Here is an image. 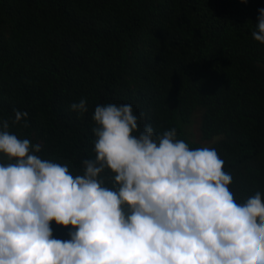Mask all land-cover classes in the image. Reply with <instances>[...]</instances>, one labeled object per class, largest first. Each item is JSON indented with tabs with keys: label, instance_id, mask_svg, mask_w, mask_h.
Here are the masks:
<instances>
[{
	"label": "trees",
	"instance_id": "16d2710c",
	"mask_svg": "<svg viewBox=\"0 0 264 264\" xmlns=\"http://www.w3.org/2000/svg\"><path fill=\"white\" fill-rule=\"evenodd\" d=\"M260 8L264 0H0V121L76 175L95 157V107L131 104L141 130L175 127L191 149L215 148L237 202L264 193ZM81 98L83 116L70 109ZM14 109L27 126L11 123ZM197 113L200 140L183 129ZM51 227L61 240L74 230Z\"/></svg>",
	"mask_w": 264,
	"mask_h": 264
},
{
	"label": "clouds",
	"instance_id": "9594fccd",
	"mask_svg": "<svg viewBox=\"0 0 264 264\" xmlns=\"http://www.w3.org/2000/svg\"><path fill=\"white\" fill-rule=\"evenodd\" d=\"M70 109L83 116L86 98ZM142 115L97 105L95 157L76 175L0 121V264H264V193L237 202L215 148L191 149L175 127L141 130ZM27 116L14 109L11 123ZM53 220L73 226L70 239L53 237Z\"/></svg>",
	"mask_w": 264,
	"mask_h": 264
},
{
	"label": "rangeland",
	"instance_id": "374dc122",
	"mask_svg": "<svg viewBox=\"0 0 264 264\" xmlns=\"http://www.w3.org/2000/svg\"><path fill=\"white\" fill-rule=\"evenodd\" d=\"M200 120H201V117H200V114L199 113H197V114H194V116H193V118H192V121H191V123L187 126H185V127H183V129H185V132L187 131V135L189 136V137H194V139H197V140H200V131H199V125H200ZM187 128V129H186ZM216 138H218V136H213L212 138H211V140L212 141H215L216 140ZM192 139V138H191ZM202 141V140H201ZM203 142V144H209V142L210 141H202ZM204 146V145H203Z\"/></svg>",
	"mask_w": 264,
	"mask_h": 264
}]
</instances>
